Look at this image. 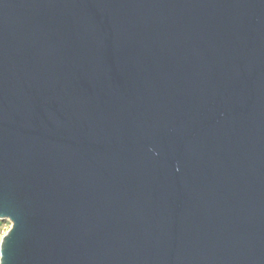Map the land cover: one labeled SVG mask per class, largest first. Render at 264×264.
<instances>
[{
  "label": "water",
  "instance_id": "95a60500",
  "mask_svg": "<svg viewBox=\"0 0 264 264\" xmlns=\"http://www.w3.org/2000/svg\"><path fill=\"white\" fill-rule=\"evenodd\" d=\"M0 264H264V0H0Z\"/></svg>",
  "mask_w": 264,
  "mask_h": 264
},
{
  "label": "rangeland",
  "instance_id": "374dc122",
  "mask_svg": "<svg viewBox=\"0 0 264 264\" xmlns=\"http://www.w3.org/2000/svg\"><path fill=\"white\" fill-rule=\"evenodd\" d=\"M0 222H4L1 226H0V240L2 238V236L7 232V230L10 227V222L9 221H0Z\"/></svg>",
  "mask_w": 264,
  "mask_h": 264
},
{
  "label": "trees",
  "instance_id": "16d2710c",
  "mask_svg": "<svg viewBox=\"0 0 264 264\" xmlns=\"http://www.w3.org/2000/svg\"><path fill=\"white\" fill-rule=\"evenodd\" d=\"M4 222H0V226L3 224Z\"/></svg>",
  "mask_w": 264,
  "mask_h": 264
},
{
  "label": "built area",
  "instance_id": "2783aa9c",
  "mask_svg": "<svg viewBox=\"0 0 264 264\" xmlns=\"http://www.w3.org/2000/svg\"><path fill=\"white\" fill-rule=\"evenodd\" d=\"M1 241V240H0Z\"/></svg>",
  "mask_w": 264,
  "mask_h": 264
}]
</instances>
